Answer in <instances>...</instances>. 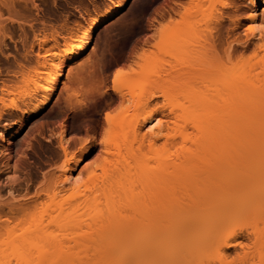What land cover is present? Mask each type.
I'll list each match as a JSON object with an SVG mask.
<instances>
[{
  "label": "bare ground",
  "instance_id": "1",
  "mask_svg": "<svg viewBox=\"0 0 264 264\" xmlns=\"http://www.w3.org/2000/svg\"><path fill=\"white\" fill-rule=\"evenodd\" d=\"M129 1L122 0L105 16L93 20L83 32L87 37L81 44L74 39L62 55L54 53L58 63L42 59L30 83L32 90L45 94V99L33 109L43 112L53 103L65 75L63 67L87 53L95 32L119 15ZM250 1L253 7L245 36L238 32L242 24L236 0H213L207 9L178 1L175 6L166 5L162 17H168L171 42L180 56H186L185 62L181 60L184 66L137 79L140 93L131 98L117 90L119 101L133 104L136 113L130 117L106 115V127L117 151L113 161L105 159L99 166L102 177L95 167L86 181L70 173L60 182L52 181V191H44L51 192L52 201L71 194L55 203L48 218L42 214L21 234H17V226L22 220L20 225L25 224V216L35 204L0 198V237L6 233L15 247L31 255L26 264L35 262L36 253L41 260L40 252L45 254H40L44 261L51 258L55 264H67L78 247H94L96 264H146L155 239L165 242L170 233L194 237L190 248L199 242L212 245L214 259L210 264L216 260L230 263L225 249L238 244V236L235 230L219 235L223 221L238 214L264 216V192H255L264 187V175L248 173L257 169L255 163L264 166V0ZM246 51L252 52V59H244ZM171 75L180 79L169 85L165 76ZM118 79L117 75L116 84ZM70 94L73 99L75 95ZM22 129L9 134L4 143ZM65 133L64 127L61 148L67 155L71 141ZM91 151L89 148L86 155ZM249 153L257 155L255 160L249 159L252 165L257 162L254 166L249 162L252 168H244V172ZM231 168L242 171H229ZM40 195L36 194V201ZM185 210L193 219L179 227ZM76 230L79 235L73 233ZM256 230L255 244L264 249V227ZM171 255L159 252L156 258L162 264H174L175 255ZM247 260L243 264H249ZM259 264H264V253Z\"/></svg>",
  "mask_w": 264,
  "mask_h": 264
},
{
  "label": "rangeland",
  "instance_id": "2",
  "mask_svg": "<svg viewBox=\"0 0 264 264\" xmlns=\"http://www.w3.org/2000/svg\"><path fill=\"white\" fill-rule=\"evenodd\" d=\"M121 1L0 0V198L9 200L14 197L26 200L30 206L38 205L30 207L24 225H20L23 220L21 223L15 220L16 224L20 223L16 229L17 234L35 224L39 220L37 217L40 218L42 214L48 218L47 213L55 209V203L71 194L66 196L64 193L61 198L52 201L48 194L51 192L46 193L49 198L45 194L51 189L49 184L52 181H59L69 173L86 181L95 167L97 174L102 177L103 171L99 166L104 164L105 159L114 160L117 150L111 130L106 127L105 117H130L136 113L133 104L119 101L117 90L131 98L132 94L140 93L137 79H143L141 77L152 72L162 74L164 71L170 72L172 67H182L181 60L185 62L186 56L182 52L179 55V49L171 42V31L167 29L168 17H162L166 5L175 6L177 1L199 4L203 9L213 5V0H130L119 15L95 32L89 51L63 67L65 75L53 103L45 111L38 113L33 108L36 103L45 99V94L32 90L30 77L34 74L33 70L39 67L43 58L53 59L58 63V56L54 53L62 55L74 39H79L76 42L81 44L87 37L83 32L91 22L105 16ZM236 1L239 5L236 14L242 24L238 32L245 36L244 30L250 24L249 12L253 5L250 0ZM259 1L262 0H257ZM231 11L233 13L234 9ZM175 17L178 20L179 16ZM226 22L231 24L229 20ZM252 56L251 51H246L243 55L245 60L252 59ZM117 75L119 79L116 84L114 80ZM78 78H82V81L77 84L74 81ZM179 79V75L165 76L169 85L177 83ZM70 93L75 95H72L73 99L69 96L71 105L68 101ZM64 127V136L71 141L67 144V155L61 148ZM19 128H23L21 133L4 143L7 136ZM89 148L92 151L86 155ZM254 155L256 153L247 154V162L242 168L244 172L249 170V159H256ZM254 162L253 165L250 162L252 166ZM67 164L69 167H66ZM255 164L257 169L253 168L248 173L264 175V169H261L263 164ZM234 169L229 171L234 172ZM235 170L240 171L239 168ZM259 190H262V195L264 187H259L255 192L258 194ZM37 193L42 194L41 200L39 198L37 201L43 205L37 204ZM192 219L189 211H183L178 220L179 227ZM13 226L16 227L15 224ZM263 227L264 216L260 214H238L223 221L218 230L219 235L235 230L238 236V244L225 249L230 262L227 264H243L246 258L249 264L260 263L264 249L255 244L253 232ZM73 233L79 235L80 231ZM154 237L152 235L153 239ZM165 238L166 241L161 243L155 239L146 264H162L156 258L159 252L169 255L173 253L174 264H210L214 259V251L209 243L199 242L193 249L190 246L194 237L190 235L170 233ZM82 248L78 247L73 251L67 264L97 263L95 248ZM40 254L41 260L38 261L36 253L32 264H55L48 256L44 261L45 254L42 257ZM27 258L31 259V255L15 247L6 233L0 237V264H26ZM213 264L220 263L216 260Z\"/></svg>",
  "mask_w": 264,
  "mask_h": 264
}]
</instances>
